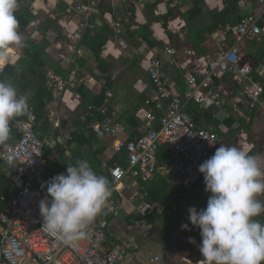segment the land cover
Wrapping results in <instances>:
<instances>
[{"label":"crops","instance_id":"1","mask_svg":"<svg viewBox=\"0 0 264 264\" xmlns=\"http://www.w3.org/2000/svg\"><path fill=\"white\" fill-rule=\"evenodd\" d=\"M78 1L18 0L16 13H26L32 17L22 33L30 40L32 47L41 49L42 56L47 62L46 72L52 71L60 76L69 75L67 58L70 55L71 33L77 25V19L63 20L62 17L67 6ZM195 4L198 5L201 14L192 19L186 14L195 8ZM228 5L236 10L237 21L232 24L225 15L224 24L218 23L223 26L220 25L222 27L211 36L205 34L207 36L204 39L200 29L210 24L211 16L216 12L224 11L228 14ZM101 9L103 10L101 17L94 21V28L88 34L93 35L96 30L107 29V38L100 53L103 67L98 66L92 51L84 44V56L78 59L81 67L78 78H81V81L76 79V83L77 88L83 86L89 93L95 95H98L102 87L107 86L102 104L107 108L106 113H109L105 119L124 123L127 132L123 137L127 139H135L141 134L140 120L136 112L152 92L146 70L148 56L132 52L133 48L138 47L142 40L150 47H162L170 43L176 51L174 57L179 61L181 68H190L200 74L206 63L215 55V35L224 32L229 43H234L235 39L227 27H234L246 13L260 11L256 0H126L124 4L120 0H103ZM169 9H172L170 13ZM164 15H167L166 19ZM114 17L122 23L119 35L113 33L110 25V19ZM190 23L194 27L192 31L197 30L198 35L195 37L189 30ZM183 28H186V32L182 34ZM238 49L243 61L253 67L256 78L262 79L264 35L245 38L238 43ZM5 56L6 60L0 63V71L7 64L13 66L14 73L9 76L8 83L15 86L27 67L26 61L21 62L25 57L22 43L20 47L10 46L5 51ZM160 58L164 62L165 76L171 80L176 90L183 93L181 68L169 65L167 62L169 57L165 53H161ZM80 61L83 62L82 65ZM216 84L223 87V103L220 108L203 107L193 101L186 104V109L197 119L194 124L205 127L217 135L216 148L221 145L236 146L256 157L261 171L264 172V94L262 101L249 109L242 104L237 87L230 76H221ZM31 88V86L26 88L21 95H29ZM76 92L74 89H68L61 96L56 108L59 126L52 128L48 122L50 129L48 135L54 140V145L49 148L51 151L45 157V165L48 161H56L58 154L55 145L60 143L66 148L65 142L70 132L75 129L74 122H77L79 117L84 118L83 112L75 107V104H78L77 106L80 104V100L75 98ZM196 109L200 113L198 117L194 112ZM131 123H135V126ZM107 140L108 146L101 156V165L107 161L110 166L114 164H109L114 154L111 155L110 141L108 138ZM65 157L67 159L72 157V149H65ZM7 168L9 176L15 177L19 185L20 180L15 172L10 167ZM101 170L102 176L107 175L103 167ZM105 179L111 189L109 175ZM202 179L203 175L190 190L184 189L170 158L168 163L158 166L148 182L127 177L123 181L124 188L120 193L111 192L110 198L121 203L120 212L114 216L103 210L97 220L105 234L104 245L108 248L119 246L124 251V258L119 264H202L199 229L191 224L189 230L181 229L182 224L189 223L187 219L189 207H195L197 210L206 208L211 193L204 191V185L199 186ZM152 194L155 195L154 200H151ZM159 197L162 198V202L158 201ZM259 199L264 201V195ZM254 219L264 223V213ZM190 237L194 238V244L188 242Z\"/></svg>","mask_w":264,"mask_h":264},{"label":"built area","instance_id":"2","mask_svg":"<svg viewBox=\"0 0 264 264\" xmlns=\"http://www.w3.org/2000/svg\"><path fill=\"white\" fill-rule=\"evenodd\" d=\"M120 1L126 3V0ZM256 1L260 7L258 13H246L234 27H227L235 39L234 43H229L224 32L215 35V55L200 74L190 68H181L170 43L150 47L142 40L138 47L132 49L138 55L148 56L146 70L152 85L151 94L136 112L141 134L135 139L124 138L126 125L109 118L93 120L89 126L94 133L109 139L111 155L125 153V167L117 163L108 166L107 161L102 163L112 182L111 192L120 193L127 177L140 182L152 179L158 168L156 154L162 145L168 146L184 189L190 190L201 179L198 167L214 153L218 137L213 131L194 124L186 112V104L193 101L203 107L220 108L223 87L216 81L221 76L232 78L245 107L252 109L262 101L264 77L256 78L253 67L243 61L238 49V43L245 38L264 35V0ZM102 2L79 0L68 5L63 13V20L75 18L77 25L71 33L70 55L67 58L69 75L60 76L52 71L45 74L50 91L46 114L52 128L59 126L56 108L61 96L68 89H77L76 79L81 81L78 78L81 73L78 59L84 56L85 36L94 28V21L102 15ZM110 20L113 33L119 35L121 21L115 17ZM161 53L168 55L169 65L181 68L183 93L176 90L165 76ZM261 70L264 76V65ZM75 98L80 100L79 92L75 93ZM88 109L101 114L107 111L105 105L95 107L90 104ZM33 119L32 115L28 120L15 119L14 128L19 138L0 147V161L10 167L20 180L17 192L8 198L7 208L0 212V264H26L28 261L35 264H119L124 258V251L119 246L108 248L104 245L105 234L100 229L98 216L85 229V237L73 241L71 245L62 243L41 229L38 205L47 196L46 182L51 180L45 175L44 155L46 148L53 147L54 140L49 135L40 138L32 127ZM1 199L4 200L3 197ZM120 209L121 203L111 198L104 208L114 216L119 214Z\"/></svg>","mask_w":264,"mask_h":264},{"label":"clouds","instance_id":"3","mask_svg":"<svg viewBox=\"0 0 264 264\" xmlns=\"http://www.w3.org/2000/svg\"><path fill=\"white\" fill-rule=\"evenodd\" d=\"M18 0H0V62L10 46H20L16 18ZM28 97L11 83L0 81V144L10 137V121L28 111ZM206 208H188V224L199 229L202 264H264V223L254 219L264 213V172L256 157L236 146L216 148L198 167ZM47 196L39 202L41 229L66 245L83 239L85 229L104 210L111 189L104 176L85 160L68 165L66 173L46 182ZM194 244V238H189Z\"/></svg>","mask_w":264,"mask_h":264},{"label":"trees","instance_id":"4","mask_svg":"<svg viewBox=\"0 0 264 264\" xmlns=\"http://www.w3.org/2000/svg\"><path fill=\"white\" fill-rule=\"evenodd\" d=\"M172 9L168 10L170 13ZM229 13L225 14L224 11L216 12L214 15L211 16L210 24L204 26L200 29V33L202 37L205 39L208 36L222 27L224 24L225 15L228 17L230 23H234L237 21L236 10L230 5H228ZM201 11L197 4H195V8L188 11V14L192 19L199 17ZM16 18L19 22L18 31L21 35L22 39V46H23V53L25 57L22 58L21 62H27V67L21 73L19 77V81L16 82L15 88L17 89L18 94H22L23 91L28 88H31V92L28 97V111L25 114L19 115L16 118L10 121V137L9 140L6 142H14L19 138L18 131L14 128V120L15 119H26L28 120L29 116L32 115L34 117L32 121V127L40 137L44 135L50 134L49 123L47 121V114H46V106L50 100V91L46 85V67L47 62L42 56L41 49H37L31 46V42L28 38L24 36L22 30L26 28L27 24L32 19L31 15L26 13L17 14L15 13ZM167 18V15H164V19ZM189 20H191L188 17ZM223 22L222 24H218ZM222 25V26H220ZM193 26L189 25L190 32L193 30ZM107 31V29H105ZM106 31L96 30L93 35L88 34L87 40L85 44L87 47L92 51L93 57L98 63V66H102L103 64L100 59V53L102 51V47L105 44V40L107 38ZM194 37L197 36V30L192 31ZM151 45H153L151 43ZM2 63V62H0ZM82 65L83 62L80 61ZM101 67V68H102ZM14 73V67L11 65H5L3 69L0 71V81L8 82L9 76ZM107 86H104L99 91L98 95L89 93L83 86H79L76 90L80 93V104L78 106L79 110L83 113V119L81 117L78 118L77 122H74L75 129L70 132V136L65 142L66 148L72 149V157L67 159L65 157V149L64 146L60 143L55 145V151L58 154L56 161L54 162H47L45 165V175L47 177H54L58 174L66 173V168L68 165H75L78 160H85L91 166V168L99 175H101V156L107 149L108 140L107 138L100 136L94 133L90 128V124L93 120L102 121L106 117L109 116V113L101 114L97 110H89L88 105H94L95 107H99L103 104L105 99V92ZM196 116L198 117L199 110H194ZM132 124V123H131ZM135 126V123L132 124ZM157 127V124H154ZM5 142V143H6ZM4 144V143H3ZM0 144V147L3 145ZM74 145V146H73ZM51 150L48 148L45 150V157L49 155ZM158 166L168 163V160L171 158L170 152L167 145H162L157 154ZM117 163L122 166H126L125 162V153L122 152L121 154H114L109 164ZM7 166L4 165L0 161V212L4 211L7 208L8 198L11 195L15 194L18 190V184L16 183L15 177L9 176V171L7 170ZM10 170V169H9ZM108 175V173H106ZM107 175L104 177L106 178ZM153 193V192H151ZM155 195H151L152 199L154 200ZM1 197H4L5 200H2Z\"/></svg>","mask_w":264,"mask_h":264},{"label":"rangeland","instance_id":"5","mask_svg":"<svg viewBox=\"0 0 264 264\" xmlns=\"http://www.w3.org/2000/svg\"><path fill=\"white\" fill-rule=\"evenodd\" d=\"M175 29V28H174ZM184 31L186 32V28H183V30L181 31V33L183 34L184 33ZM20 47V46H19ZM212 47H214V45L213 46H211V49H212ZM78 104H75V107H78L77 106ZM191 105V104H190ZM189 105V106H190ZM74 113V112H73ZM200 185H204V187H205V184H204V181H203V179H202V181L200 182V184H199V186ZM198 189V187L197 188H195V190H197ZM205 191V190H204ZM26 264H34L33 262H31V261H28Z\"/></svg>","mask_w":264,"mask_h":264},{"label":"water","instance_id":"6","mask_svg":"<svg viewBox=\"0 0 264 264\" xmlns=\"http://www.w3.org/2000/svg\"><path fill=\"white\" fill-rule=\"evenodd\" d=\"M186 112L192 117L193 122H195L197 120L196 117H195V115L190 110L186 109ZM158 201L159 202H162V198L159 197L158 198Z\"/></svg>","mask_w":264,"mask_h":264}]
</instances>
